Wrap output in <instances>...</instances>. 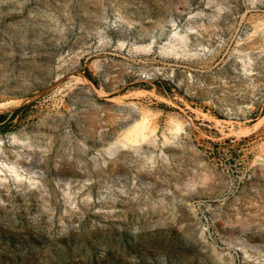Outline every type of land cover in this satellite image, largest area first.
Returning <instances> with one entry per match:
<instances>
[{
  "label": "rangeland",
  "instance_id": "374dc122",
  "mask_svg": "<svg viewBox=\"0 0 264 264\" xmlns=\"http://www.w3.org/2000/svg\"><path fill=\"white\" fill-rule=\"evenodd\" d=\"M19 106L0 264H264V0H0Z\"/></svg>",
  "mask_w": 264,
  "mask_h": 264
},
{
  "label": "trees",
  "instance_id": "16d2710c",
  "mask_svg": "<svg viewBox=\"0 0 264 264\" xmlns=\"http://www.w3.org/2000/svg\"><path fill=\"white\" fill-rule=\"evenodd\" d=\"M165 86L168 88L167 85H165ZM21 108H22V106H19V107L12 109L9 112H0V124H2L7 119L11 120L15 116L16 112ZM2 130H3V128L0 126V131H2Z\"/></svg>",
  "mask_w": 264,
  "mask_h": 264
},
{
  "label": "bare ground",
  "instance_id": "6f19581e",
  "mask_svg": "<svg viewBox=\"0 0 264 264\" xmlns=\"http://www.w3.org/2000/svg\"><path fill=\"white\" fill-rule=\"evenodd\" d=\"M138 120V119H137ZM143 121V120H142ZM141 122V121H140ZM139 121L138 122H135L134 125H133V128H132V133L134 136H137V135H144L142 132H141V126H142V123H140ZM141 125V126H140ZM130 133V132H129ZM146 134V133H145ZM132 135V134H131ZM130 135V137H131ZM145 136V135H144ZM138 138V137H137ZM128 139V138H127ZM135 140H138V139H134Z\"/></svg>",
  "mask_w": 264,
  "mask_h": 264
}]
</instances>
